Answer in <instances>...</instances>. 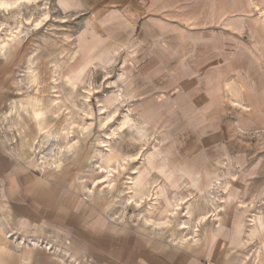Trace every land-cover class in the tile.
Instances as JSON below:
<instances>
[{"label":"rangeland","instance_id":"374dc122","mask_svg":"<svg viewBox=\"0 0 264 264\" xmlns=\"http://www.w3.org/2000/svg\"><path fill=\"white\" fill-rule=\"evenodd\" d=\"M86 1L68 14L57 0L39 8L18 0L15 11L0 10V39L22 22L15 39L0 48V250L6 245L0 264H120L97 249L95 224L143 229L171 251L198 247L211 229L226 239L238 230L245 244L238 242L234 254L252 262L264 247V234L246 239L253 217L264 222V26L258 11L249 0ZM43 11L46 19L34 26ZM118 92L135 101L111 105ZM35 97L43 101L34 108ZM56 98L73 104V122L87 127L83 135L75 125L68 130V112L49 103ZM128 109L138 122L132 128L124 117ZM65 138L78 142L70 152L62 150ZM28 143L36 148L32 153ZM109 144L133 159L114 172L113 189L101 179L104 163L96 164L97 151L104 154ZM41 156L51 162L43 164ZM138 170L148 172V198L126 204L128 178ZM30 175L50 191L40 206L46 224L25 234L11 223V212ZM211 187L222 198L217 216L207 208L196 227L185 207L201 205ZM154 188L169 212L177 205L176 214L167 213L171 221L160 222L151 211ZM89 193L104 206L88 204ZM195 229L196 243L174 239L189 240Z\"/></svg>","mask_w":264,"mask_h":264},{"label":"crops","instance_id":"0c3cea01","mask_svg":"<svg viewBox=\"0 0 264 264\" xmlns=\"http://www.w3.org/2000/svg\"><path fill=\"white\" fill-rule=\"evenodd\" d=\"M79 3L89 5L90 2L86 0L82 3L80 0H57L59 10L67 14L79 11ZM44 182L42 178L30 175L27 178L26 194L18 201L11 212L14 216L11 223L20 233H31L33 229L38 230L44 223L46 224L45 212L42 214L44 208L40 206L43 204V198L47 197L50 186ZM76 191L85 193V190L80 189L78 186ZM87 195L88 204L99 207L104 206L101 200L96 199L97 195L93 196L92 193ZM102 200L105 201V199ZM93 229L91 235L96 241V243H93L97 249L107 253L109 257L111 256L120 264H250L252 262L254 264H264V247L258 250V256H254L252 262H250V258H239V255L234 254L240 248L237 245L238 242L245 244V240L242 236H239L238 230V232L235 230L233 239H226L223 237L222 231L215 233L214 229H211L209 233L205 231L202 238H199L198 247L185 246L181 247L186 249L185 251L175 249L171 251V248L158 235H150L143 229L134 233L124 226L102 225L101 230L99 224H95ZM71 248L75 252L80 250L73 246ZM5 249L6 245L1 248L0 254ZM16 264L25 263L17 262Z\"/></svg>","mask_w":264,"mask_h":264},{"label":"bare ground","instance_id":"6f19581e","mask_svg":"<svg viewBox=\"0 0 264 264\" xmlns=\"http://www.w3.org/2000/svg\"><path fill=\"white\" fill-rule=\"evenodd\" d=\"M26 3H29V4H33V5H35L36 7H41V6H43V1L44 0H24ZM250 1V3H251V5L253 6V8L254 9H256L257 11H258V14H259V16L263 19L262 20V24H263V26H264V5H260V4H258V3H254V1L253 0H249ZM18 2V0H14L13 1V3H8V2H4V3H0V10L2 11V13L3 14H5V15H7L8 14V12H11V11H15L17 8H19L20 6H19V3H17ZM42 17L41 18H38V19H36L35 21H34V26H38V25H40L41 24V22L43 21V20H45L46 19V17H47V12H45V11H43V13H42V15H41ZM24 21H27L28 19L27 18H25V19H23ZM22 24V22L21 21H17V22H15V24L14 25H16L15 27H14V29H16V30H18V28L20 27V25ZM12 28L10 29L9 27V29L8 28H6V29H4V37L2 36V39H0V48L1 49H4L6 46H8V44H9V42L10 41H12V40H14L15 39V36H16V31H14V29H13V26H11ZM13 30V31H12ZM21 30V29H20ZM19 31V30H18ZM17 31V32H18ZM2 32V33H3ZM21 32H19V34H20ZM18 35V34H17ZM1 38V37H0ZM118 85V84H117ZM117 87V86H116ZM118 88V87H117ZM240 89V88H239ZM89 90V89H88ZM242 93V92H241ZM85 96H87V94H85ZM58 98H56V99H50V102L49 103H53L54 101L56 102V100H57ZM87 99V98H86ZM34 101H33V104H32V107H37V106H41V104H42V98H38V97H35L34 99H33ZM84 100H85V98H84ZM83 101V100H82ZM132 101H135V96H133L132 94H129L128 96H123L122 95V93H120V92H118L114 97H113V100H112V104L111 105H113V106H115L117 103L118 104H124V103H130V102H132ZM58 102V101H57ZM56 102V103H57ZM86 106V105H85ZM109 107V106H108ZM56 108L58 109V110H61L62 111V109L63 108H65V110L68 112L67 114L69 115L68 116V120H67V127H68V130L69 129H72L73 128V126L75 125L79 130H80V134L81 135H83L84 134V132H82L83 130H87V127H85V128H83V127H81V126H79V122H81V121H79V120H77V121H79L78 122V124L77 123H75V122H73V113H74V106H73V104H72V106L71 105H69V104H67V102L66 101H59L58 102V104H56ZM104 109H106V106H105V108ZM103 108H102V110H104ZM117 109V108H116ZM91 110V109H90ZM112 110H114V109H112ZM111 110V111H112ZM118 110V109H117ZM105 111V110H104ZM107 111H108V109H107ZM103 112V111H102ZM106 112V111H105ZM116 112V111H115ZM114 112V113H115ZM58 113V112H57ZM107 113V112H106ZM105 113V114H106ZM113 113V114H114ZM88 114V113H87ZM104 114V115H105ZM107 115V114H106ZM106 115H105V118H106ZM111 115V114H110ZM114 116V115H113ZM72 117V118H71ZM107 117H108V115H107ZM124 117H125V120H126V123L128 124V126L130 127V128H132V124L133 123H138V122H136L135 121V119H132V116H131V113H130V111H129V109L127 110V113H125L124 114ZM111 118H112V116H111ZM80 119V118H79ZM83 119V118H82ZM109 119V118H108ZM106 121V120H105ZM104 121V123H106ZM132 123V124H131ZM65 125V124H64ZM81 125V124H80ZM140 125H141V123H140ZM86 126V125H85ZM62 127H63V125H62ZM67 130V128H61V133H60V135H62V134H64V132ZM111 131H112V128L110 129ZM115 130V129H114ZM138 134L140 135V136H143L144 134H145V131L143 130V128L142 127H140L138 130ZM67 132V131H66ZM65 132V133H66ZM107 132V131H106ZM117 134V133H116ZM115 134V131H114V133L113 134H111V135H116ZM44 135V134H43ZM68 135V134H67ZM64 137H66V135H64ZM115 137V136H114ZM114 137H112L111 138V140L114 138ZM66 139L67 138H65V142H66ZM38 141V140H37ZM36 141V142H37ZM60 141V140H59ZM67 141H68V139H67ZM69 142V141H68ZM109 142V141H108ZM62 143V142H61ZM78 142L76 141V143L75 144H77ZM106 143V142H105ZM69 145L67 142H66V145L62 148V150L64 151V152H70L73 148H74V146H76V145ZM101 144V143H100ZM24 145H26V144H24ZM32 145L33 144H31V143H28L27 144V146L29 147V149L31 150V153H32V150L34 151V150H36V148L34 149H32ZM38 145H39V143H38ZM110 145V144H109ZM105 146H106V144H105ZM104 146V147H105ZM27 147V148H28ZM107 150V151H106ZM115 149H113L112 147H111V145L110 146H108L107 147V149H105V153L103 154L102 153V151H97V153H96V164L98 163V162H103L104 163V167H100L101 169H103L104 171H103V175L101 176V179H105L106 180V183H105V185L104 186H106L108 189H111L112 188V184L114 183L113 182V174H114V172H117V169L120 167V168H123L124 167V164L125 163H127V161L128 160H131L132 159V156L131 155H122V154H119L118 152L116 153L115 151H114ZM136 155V154H135ZM136 157V156H135ZM40 159L41 160H43L42 161V163L43 164H49L51 161L50 160H45V158H43V156H41L40 157ZM133 160V159H132ZM143 160H144V158H143ZM141 161V160H140ZM145 161V160H144ZM103 163H102V165H103ZM143 163V162H142ZM112 164H115L116 166L115 167H112L111 165ZM144 165V164H143ZM101 166V165H100ZM99 168V167H98ZM120 170V169H119ZM137 170V169H136ZM102 174V173H101ZM126 178H128V177H126ZM130 181H129V185H128V187H126V188H128V189H132V195H130V196H128V197H125L123 200H124V202L127 204V203H130L129 202V200H131V199H133V198H136V199H138L139 201H141L144 197H147L148 198V187L151 185V181H149L148 180V172L145 170H143V172L141 171V170H138L137 172H135V177L134 178H128ZM150 179V178H149ZM95 180V179H94ZM93 180V181H94ZM214 180H215V183L216 182H218L217 181V179H216V177L214 176ZM97 181V180H96ZM102 181V180H101ZM115 181V180H114ZM154 181V180H153ZM113 182V183H112ZM156 182V181H155ZM215 183H213V187L215 186ZM153 184V183H152ZM156 184V183H155ZM158 184V183H157ZM156 184V185H157ZM218 184H220V183H218ZM223 184H226V183H223ZM99 185H101V184H99ZM221 185V184H220ZM227 186H228V184H226ZM153 186V185H152ZM114 187V186H113ZM155 187H157V186H155ZM225 189L227 188V187H224ZM113 189V188H112ZM152 189V188H151ZM155 189V191H154V202H156V207H152V209L153 210H151L153 213H156V216H157V218H160L159 220H160V222L161 221H163L164 219H167V217H168V215L169 214H171V215H173V213H175V211L177 210L176 208H177V205H175L176 206V208L174 207V208H172V210L169 212V203L166 201L163 205L161 204H159L158 202L160 201V199L162 198L161 196H162V191L160 190V189H158V188H154ZM153 189V190H154ZM212 189V187L209 189V190H211ZM223 189V188H222ZM206 191V193H205V195H200V196H202V203H201V205L200 204H198V203H194L193 202V204L195 205V206H193L192 205V202H190V203H188L187 205H186V209L189 211V212H187V215L189 216V218L191 219V217H193L194 218V223H196V225L194 224V226H198V224L200 225V224H203L204 222H205V219H206V215H207V212L209 211V209L208 210H206L207 208H210V211L208 212V213H212V215H213V217L215 216H217L216 215V208H217V204L219 205V203H220V200H222V198L221 197H218V195L216 196L213 192H212V190L211 191ZM217 191V190H216ZM170 192V191H169ZM216 193V192H215ZM172 195V194H171ZM178 195V194H177ZM123 197H124V195H123ZM161 197V198H160ZM153 198V197H152ZM179 199H180V197H179ZM182 199V198H181ZM134 200V202L136 203V201H135V199H133ZM159 200V201H158ZM143 201V200H142ZM178 201V200H177ZM176 201V202H177ZM180 201V200H179ZM138 202V201H137ZM152 202V201H151ZM172 202H174V201H172ZM141 203V202H140ZM173 204V203H172ZM176 204V203H175ZM154 205H155V203H154ZM174 205V204H173ZM153 206V205H152ZM170 207H172V206H170ZM151 211L149 210L148 212H150L151 213ZM147 211H145V213H146ZM147 212V213H148ZM143 213V212H142ZM149 213V214H150ZM167 213H169L168 215H167ZM214 213V214H213ZM176 214V213H175ZM142 215V214H141ZM146 217H148L147 215H145ZM150 218V217H149ZM167 220H170V219H167ZM188 220V219H187ZM144 221V220H143ZM145 221H148L146 218H145ZM149 221H151V220H149ZM148 221V222H149ZM171 221V220H170ZM251 228H250V230H249V233L248 234H246V239H251V238H253V237H260L261 235H263L264 234V222H263V220H262V218H260V217H258V218H255V217H253L251 220ZM157 222V221H156ZM151 223V222H150ZM163 223H165V224H170L169 223V221H166L165 220V222H163ZM147 224V223H146ZM149 224V223H148ZM152 224V223H151ZM182 224V223H181ZM180 224V225H181ZM184 224V223H183ZM216 224H217V221H216ZM179 225V224H178ZM188 225V224H187ZM158 226H160V225H158ZM162 226V225H161ZM164 226H166V225H164ZM193 226V227H194ZM187 228V227H186ZM189 228V227H188ZM192 228V227H191ZM195 228V227H194ZM187 230H189V229H187ZM192 231V230H191ZM196 232H197V229H195V230H193V232L190 234V236H191V239H189V240H186V238L184 239V238H182V237H180L181 236V234H180V236H179V234L178 235H176L175 236V240H177V241H179V243H188V242H191V243H196V241H197V239H196ZM183 236V235H182ZM191 240V241H190ZM258 256V255H257Z\"/></svg>","mask_w":264,"mask_h":264}]
</instances>
